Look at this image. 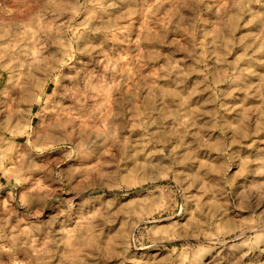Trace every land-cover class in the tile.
Returning a JSON list of instances; mask_svg holds the SVG:
<instances>
[{"label": "rangeland", "instance_id": "obj_1", "mask_svg": "<svg viewBox=\"0 0 264 264\" xmlns=\"http://www.w3.org/2000/svg\"><path fill=\"white\" fill-rule=\"evenodd\" d=\"M0 264H264V0H0Z\"/></svg>", "mask_w": 264, "mask_h": 264}, {"label": "bare ground", "instance_id": "obj_2", "mask_svg": "<svg viewBox=\"0 0 264 264\" xmlns=\"http://www.w3.org/2000/svg\"><path fill=\"white\" fill-rule=\"evenodd\" d=\"M31 95V94H30Z\"/></svg>", "mask_w": 264, "mask_h": 264}]
</instances>
